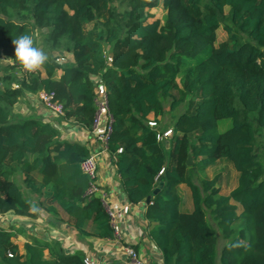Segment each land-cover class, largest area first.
Wrapping results in <instances>:
<instances>
[{
  "label": "trees",
  "instance_id": "16d2710c",
  "mask_svg": "<svg viewBox=\"0 0 264 264\" xmlns=\"http://www.w3.org/2000/svg\"><path fill=\"white\" fill-rule=\"evenodd\" d=\"M160 5L165 25L146 12ZM220 26L228 38L216 45ZM44 29L46 76L15 77L21 65L12 40L29 35L38 47L36 33ZM55 51L71 53L73 61L60 63ZM0 52L13 60L0 75V214L36 218L42 205L54 214L58 205L80 233L115 237L110 214L100 194L89 193L81 168L89 149L63 139L49 121L15 111L27 92H53L65 119L92 127L99 77L112 118L108 151L127 199L150 197L144 216L163 264H264V0H0ZM178 79L190 95L186 102L174 94ZM166 104L186 109L168 127L173 134L160 141L148 121L153 115L159 124ZM223 119L232 125L220 131ZM220 159L238 172L228 194H221L216 178L199 184L191 178ZM18 173L49 203L39 199L37 206L25 197ZM181 185L191 191L189 211L176 196ZM206 209L225 240L219 255ZM89 223L92 232L85 229ZM13 227L0 228V264H86L82 251L68 253L56 239L27 235L21 250Z\"/></svg>",
  "mask_w": 264,
  "mask_h": 264
},
{
  "label": "crops",
  "instance_id": "0c3cea01",
  "mask_svg": "<svg viewBox=\"0 0 264 264\" xmlns=\"http://www.w3.org/2000/svg\"><path fill=\"white\" fill-rule=\"evenodd\" d=\"M57 72L56 77L58 78L62 70H57ZM42 75L45 77L46 73L44 72ZM95 81L96 92L99 96L103 88L99 77H96ZM39 93L27 92L15 106V111L24 118L36 116L44 121H49L61 131L63 139L78 141L89 149L90 154L98 155L99 170L96 183L99 191L97 193L100 194L107 211L111 210L116 214L115 219L111 220L116 229V235L114 238H99L80 233L72 224L68 214L57 206L54 208L55 214L49 213L45 209L49 214L45 221L40 216L41 212L36 218L17 215L12 211L4 213L6 218L13 219L11 224L14 225L13 230L17 231V237H24V243L27 241V235H35L45 240H59L66 252L82 251L85 258L94 264H163L162 253L149 235V222L144 216L148 204L147 199L139 203H132L127 199L114 164L115 156L108 150H104L103 143L95 137L93 125L84 128L72 119L67 120L64 117L53 116L44 107ZM153 117L151 115L150 119ZM18 174L24 179L21 173ZM40 179L39 175V179L36 180ZM190 203L192 205V201ZM36 204L39 206L38 203ZM189 205L185 209H181L189 211L192 209V206L189 208ZM32 223L34 227L31 226ZM85 229L87 232H92L95 225L89 223ZM128 246L135 249L141 263L135 262L126 254L125 249Z\"/></svg>",
  "mask_w": 264,
  "mask_h": 264
},
{
  "label": "rangeland",
  "instance_id": "374dc122",
  "mask_svg": "<svg viewBox=\"0 0 264 264\" xmlns=\"http://www.w3.org/2000/svg\"><path fill=\"white\" fill-rule=\"evenodd\" d=\"M146 12L150 13L155 18L161 19L162 24L165 25L166 10L163 8L162 5H160L159 7H155V8H149L146 10ZM91 25H92V23L87 24L86 29H89L91 27ZM46 33H47L46 29H44L42 31H37V33H36V43H37L39 48H43L42 42H43V39H44V36L46 35ZM227 38H228L227 33L225 32L223 27L220 26V28H218V30H217L216 45L227 40ZM106 49L109 52L110 47L107 46ZM53 55H54L55 59H57L60 63H63V64H69L73 61L72 54L69 52H57V51H55ZM12 61L13 60L9 55H5V54L0 52V75H3L4 73L7 72L5 66H7V64L11 63ZM35 71H40L41 73L45 72L43 67H41L40 69L35 70ZM35 71H32V72H35ZM26 73H28V72L26 70H24L22 68V66H19L18 69H16L13 72V75L15 77L21 78ZM13 87H16V84H14ZM174 94L178 99L181 97H184L185 102L190 98V95L183 93L182 84H181L180 79H178L176 82V88L174 89ZM185 109H186V104L179 106L175 110H170L169 105L166 104L165 105V113L160 118V122H159L160 129H166L168 127H172L176 118L181 113H183L185 111ZM231 125H232L231 119H223L222 121H220L219 130L225 131ZM191 139H192V141L197 142V135L196 134L191 135ZM261 144H262V141L260 142L259 151L263 154V158H264V145L261 146ZM170 145H171V143H169L167 141L165 147L169 148ZM192 161L194 162L193 159H192ZM206 176L209 178H216L217 179L218 186L221 188V194H228L235 187V185L237 184V180H238V177H237L238 172L235 170L232 163L228 162L227 160H223V159L218 160L215 165L207 168L204 172H197L195 174L193 173L191 178L193 179L194 182L199 184L200 180ZM14 177H15L16 182L22 187L25 197L35 201L36 203L39 202V199H41L45 203H49V201H47L45 199V196H41V198H40L36 193H31L30 192L31 190L23 182V179L19 176V174H16ZM34 177H35V179H39V175L37 173L34 175ZM176 196H178L180 199V207L182 209H185L188 206V204H190L189 208L192 206L190 203V201H192L191 191L185 185H181L176 189ZM192 208H193V206H192ZM206 211H207V216H208L209 222L217 230L218 255H219L221 248H222L223 244L225 243V240L221 237V234L217 228L216 222L213 220L209 209H206ZM40 212L42 213V214H40L42 220L45 221L49 214H47V212L45 211L44 205H42L40 207ZM8 219H10V218H8ZM3 220L4 219L3 218L1 219V216H0V228L11 229L13 227V224H11L9 222L5 223V221H3ZM238 223H239V221L236 222V228H238ZM31 226L34 227V224L32 223ZM13 240L19 245L20 249L22 250L23 245H24V237H17V238H14ZM45 253H46V256H48V251H45ZM218 264H221V263L218 262Z\"/></svg>",
  "mask_w": 264,
  "mask_h": 264
},
{
  "label": "built area",
  "instance_id": "2783aa9c",
  "mask_svg": "<svg viewBox=\"0 0 264 264\" xmlns=\"http://www.w3.org/2000/svg\"><path fill=\"white\" fill-rule=\"evenodd\" d=\"M28 72V71H27ZM18 87V85H16ZM100 90V89H99ZM39 97L41 102L43 103L44 107L51 112L53 116H60L64 117L65 115V108L64 104L55 99V93L53 92H46V91H40ZM97 112L93 121L94 126V133L95 137L103 143L104 150H108V141L110 138V134L112 132V118L111 115L108 113V107H107V96L104 90L102 91L101 95H97ZM149 126L152 128H155L157 132V138L160 141H164L168 139L172 134L173 131L171 128L168 129H160L159 124L154 120L148 121ZM123 149L119 148L118 152H122ZM97 154L92 153L89 154L81 163V168L84 173H86L90 178V190L89 193H96L99 191V187L96 183L97 176H98V160H97ZM163 170L160 171L159 174H161ZM111 220L115 219V213L113 211H109ZM1 219L3 218L5 223H12L13 219H8L4 216V214H0ZM6 230H9V228H5ZM126 254L131 257L135 262L141 263L140 260H138V253L135 251V249L131 246L126 247L125 249ZM86 264H94V262L89 261L88 258H85Z\"/></svg>",
  "mask_w": 264,
  "mask_h": 264
},
{
  "label": "clouds",
  "instance_id": "9594fccd",
  "mask_svg": "<svg viewBox=\"0 0 264 264\" xmlns=\"http://www.w3.org/2000/svg\"><path fill=\"white\" fill-rule=\"evenodd\" d=\"M12 44L15 46V60L28 72L40 69L49 59L42 49L34 46L29 35L13 39Z\"/></svg>",
  "mask_w": 264,
  "mask_h": 264
},
{
  "label": "water",
  "instance_id": "95a60500",
  "mask_svg": "<svg viewBox=\"0 0 264 264\" xmlns=\"http://www.w3.org/2000/svg\"><path fill=\"white\" fill-rule=\"evenodd\" d=\"M192 164H193L192 157L189 155L188 160H187V165L191 166ZM162 186H163V182H160L158 187L155 189L154 192L155 193L158 192L161 189ZM147 202L148 203L150 202V197L147 198Z\"/></svg>",
  "mask_w": 264,
  "mask_h": 264
}]
</instances>
